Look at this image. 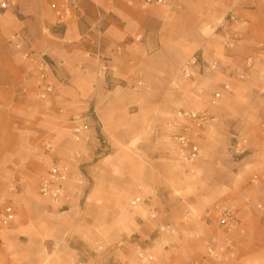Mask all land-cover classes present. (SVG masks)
<instances>
[{"label": "crops", "instance_id": "0c3cea01", "mask_svg": "<svg viewBox=\"0 0 264 264\" xmlns=\"http://www.w3.org/2000/svg\"><path fill=\"white\" fill-rule=\"evenodd\" d=\"M64 1L16 0L0 12V264H264V0H77L85 16L58 27L52 5ZM98 19L100 48L81 40ZM194 55L206 68L185 78ZM247 58L255 64L241 80ZM40 83L54 89L45 101ZM92 110L107 145L97 161L66 124ZM178 110L214 118L189 162L173 141L189 125ZM60 111L65 186L54 202L28 170L38 132L57 130ZM216 208L241 225L220 229Z\"/></svg>", "mask_w": 264, "mask_h": 264}, {"label": "built area", "instance_id": "2783aa9c", "mask_svg": "<svg viewBox=\"0 0 264 264\" xmlns=\"http://www.w3.org/2000/svg\"><path fill=\"white\" fill-rule=\"evenodd\" d=\"M145 4L148 6L151 5H163L165 4V0H145ZM16 8V0H0V12H13ZM52 10L54 12V16L56 18V25L58 27H64L66 24L71 22L72 20H80L85 16V12L79 1L77 0H66L62 4L52 5ZM229 21L235 22L237 18L235 16H229ZM95 35V37H94ZM104 35V26L103 21L98 19L94 23L91 24L89 30L81 37V40H87L92 45L100 48L101 42L103 40ZM16 38L21 41L23 37L21 34H17ZM238 35L232 34L229 36L228 41L226 43V48L231 50L234 49L238 43ZM87 57H92L94 52L89 50L86 52ZM97 57L102 59L100 52H97ZM255 60L254 58H247L244 62V70L238 71L235 73L238 78L241 80H245L248 76L249 70L254 67ZM206 68V63L203 61L202 57L198 55H194L186 63L183 65L182 73L185 78H191L193 73L197 71H204ZM212 71L217 70V65H209ZM45 80V77L42 78V81ZM229 89L228 86L225 87ZM38 95L43 100H47L54 89L53 86L49 84L40 83L38 85ZM219 95L216 94L214 96L213 104L219 99ZM177 120H183L189 122V125H186L182 128L181 133L173 136V141L177 144L179 149V156L181 160L185 162H189L197 158L199 155V147L197 144V140L201 138L202 131L211 123L214 122V118L209 116L207 113H198V112H190L185 110L176 111L175 115ZM68 122L72 125V135L76 142L83 143L87 147L94 146V149L97 151L102 150L104 143L94 134L96 130V113L94 110L88 112L84 116L77 117L73 116L68 119ZM174 127L177 128V123L173 124ZM191 126L194 127L191 132ZM191 134V135H189ZM50 148V146H49ZM236 155H239L238 150L235 149ZM65 179V169L54 166L52 167L47 177L44 179V182L41 187V194L45 197H49L54 202H58L62 193V183ZM258 209H262V204L257 206ZM216 211L219 212L220 216L218 219V227L220 229H224L225 231L230 232L234 227L241 225V219L238 213L232 210H221L216 208ZM7 212H10V209H7ZM213 212L209 211L207 213V219H211V215ZM152 219H157L158 214L153 213L151 215ZM159 233H171L174 234L175 230L167 224H159L158 227ZM121 244L120 246H122ZM209 253H214L212 248L208 249ZM140 258L152 260V256H146L144 252L139 254Z\"/></svg>", "mask_w": 264, "mask_h": 264}, {"label": "rangeland", "instance_id": "374dc122", "mask_svg": "<svg viewBox=\"0 0 264 264\" xmlns=\"http://www.w3.org/2000/svg\"><path fill=\"white\" fill-rule=\"evenodd\" d=\"M36 91L38 92V89H36ZM37 95H38V93H37ZM40 101H45V100L41 99V97H40ZM59 115L64 120L61 121L62 125L59 126L57 128V130L51 131L49 133L50 135H48V136H46V134H42V133L38 132L39 143H38V153H37L38 156L37 157H39V159L37 158L38 162L36 163L35 168H32V170H28V172H31V177H32V179L30 181H31L32 185L35 187L36 192L40 193L41 196H43L41 194V187H42V184L44 182V179L47 177V174H48L49 170L52 167H54V166H60V165H58V163H61L62 161L63 162L65 161V117L66 116H65V113L63 111H60ZM73 116L81 117V116H84V115H70V116H67L66 117L67 118V123L66 124L68 126L71 125L68 122V119L70 117H73ZM71 128H72V125H71ZM42 132H45V130H42ZM52 136H53V138H52ZM70 138H72L75 141L73 135L72 136L70 135ZM47 143L50 145V148L47 147L48 146ZM78 144H83V143H78ZM84 146H85L86 149L90 148V149H92L93 152H95V154H94V156H95L94 160L95 161L99 160V158H101L102 155L106 153V149H107V145L106 144H104L103 147H102V150H99V151L94 149V146L87 147L85 144H84ZM44 154H46L48 156V159H45L43 157ZM83 167H85V165L81 167L82 168L81 171H82L83 174H85V171H84ZM64 184H63V186H65ZM47 198H49V197H47ZM35 203H37L38 206H40V205L43 206V204L44 205H49L47 202H45L42 199H40L38 194H37V199H36ZM60 211H62V210H60Z\"/></svg>", "mask_w": 264, "mask_h": 264}]
</instances>
